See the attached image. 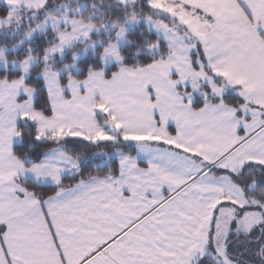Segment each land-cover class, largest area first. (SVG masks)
I'll list each match as a JSON object with an SVG mask.
<instances>
[{"label":"snow or ice","instance_id":"snow-or-ice-1","mask_svg":"<svg viewBox=\"0 0 264 264\" xmlns=\"http://www.w3.org/2000/svg\"><path fill=\"white\" fill-rule=\"evenodd\" d=\"M0 264H264V0H0Z\"/></svg>","mask_w":264,"mask_h":264}]
</instances>
